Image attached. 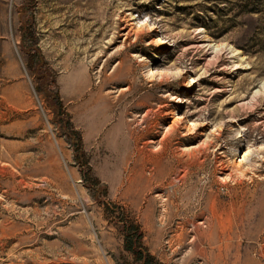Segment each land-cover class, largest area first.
<instances>
[{"label": "rangeland", "instance_id": "374dc122", "mask_svg": "<svg viewBox=\"0 0 264 264\" xmlns=\"http://www.w3.org/2000/svg\"><path fill=\"white\" fill-rule=\"evenodd\" d=\"M263 80L264 0H0V264H264Z\"/></svg>", "mask_w": 264, "mask_h": 264}, {"label": "trees", "instance_id": "16d2710c", "mask_svg": "<svg viewBox=\"0 0 264 264\" xmlns=\"http://www.w3.org/2000/svg\"><path fill=\"white\" fill-rule=\"evenodd\" d=\"M27 21L26 25L22 27L23 42L30 40V38L32 37V31L28 30V26L33 27L32 25L34 24L32 11ZM33 39L34 38L32 37L31 41H35ZM30 50H32L30 51L32 52V55L30 57V64L32 68L36 71H38V68L42 69L45 73V77L42 78V81L38 83V89L42 90L45 93V95L48 97V104L54 109L56 114H58L60 112L62 103L56 87V71L52 66H50V64L47 63L38 47ZM35 62H37V65L35 64ZM39 75L42 76L41 73ZM79 143L80 141L78 139L76 143L77 147H79ZM83 177H85L84 174ZM123 216L124 210L122 209L119 219H116L114 223L116 227L123 233L124 249L130 251L133 254L135 262H141V264H161L158 259L149 251L148 247L144 244L143 231L141 230L140 226L133 221L126 220L125 218H123Z\"/></svg>", "mask_w": 264, "mask_h": 264}, {"label": "bare ground", "instance_id": "6f19581e", "mask_svg": "<svg viewBox=\"0 0 264 264\" xmlns=\"http://www.w3.org/2000/svg\"><path fill=\"white\" fill-rule=\"evenodd\" d=\"M134 28V27H133ZM212 47L215 49V50H218V49H220V47L218 46V45H215V44H213L212 45ZM230 51L232 52V55H234L235 57H239V55H238V50L237 49H234L232 46H230ZM192 80H194V78H192ZM261 90H264V80L261 82V85H260V87L257 89V90H255L254 92H256V93H258V92H260ZM255 94V93H254ZM178 116L177 115H174V118H173V122H174V120L177 118ZM211 218V217H210ZM209 218V219H210ZM208 219V220H209ZM207 221V220H206ZM212 221V220H211ZM210 222V221H209ZM213 223V222H212ZM211 222L209 223V226H211V224H212Z\"/></svg>", "mask_w": 264, "mask_h": 264}]
</instances>
